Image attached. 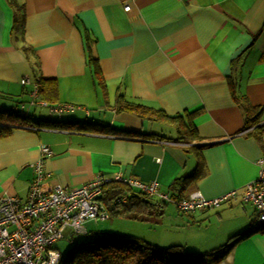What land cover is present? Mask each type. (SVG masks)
<instances>
[{"label":"crops","instance_id":"0c3cea01","mask_svg":"<svg viewBox=\"0 0 264 264\" xmlns=\"http://www.w3.org/2000/svg\"><path fill=\"white\" fill-rule=\"evenodd\" d=\"M14 1L23 21L12 30L15 8L0 0V109L24 103L36 120L93 122L117 132L13 129L0 138V196H26L31 164L39 145H47L53 155L45 161L44 187L120 174L156 180L175 197L236 191L226 203L188 214L166 203L147 237L159 247L203 252L253 224L254 210L241 196L257 177L264 134L257 139L242 130L243 112L231 90L243 94L264 122V0ZM23 77L52 80L54 100L39 98L78 108L61 116L46 109L45 116L38 111L43 107H28L30 86L20 83ZM118 95L169 116L193 113L197 139L176 141L167 122L117 111ZM199 162L203 175L173 184ZM144 221L151 227L150 219ZM219 264H264V230L236 242Z\"/></svg>","mask_w":264,"mask_h":264},{"label":"built area","instance_id":"2783aa9c","mask_svg":"<svg viewBox=\"0 0 264 264\" xmlns=\"http://www.w3.org/2000/svg\"><path fill=\"white\" fill-rule=\"evenodd\" d=\"M128 8L125 5L124 9ZM20 83L30 86L27 91L28 107H43L58 116L78 108L72 103L50 104L40 99L37 83L29 77H23ZM13 110L20 115H28L24 103L16 105ZM52 155L49 146L39 145V155L31 164L32 178L23 199L0 196V264H57L60 252L55 243L58 240L71 234H85L84 223L87 221L97 223L110 218L108 209L100 200L102 186L109 180L171 203L182 214L215 208L236 195L235 190H230L216 197H205L196 190L186 196L175 197L161 191L156 180L141 181L120 174L111 179L99 175L80 186L44 187L47 176L45 161ZM257 165V177L245 185L241 196L254 210L253 224L264 222V155L257 160ZM119 200L123 201V198Z\"/></svg>","mask_w":264,"mask_h":264},{"label":"trees","instance_id":"16d2710c","mask_svg":"<svg viewBox=\"0 0 264 264\" xmlns=\"http://www.w3.org/2000/svg\"><path fill=\"white\" fill-rule=\"evenodd\" d=\"M10 3L16 11L12 26V30H15L22 26L23 17L22 15L18 16L19 7L15 1L10 0ZM23 49L26 51L27 47H23ZM87 56L93 74L99 77L96 58H94L88 46ZM35 81L38 86L39 97L49 102L53 101L56 96L55 83L42 77ZM231 91L233 98L243 112L242 130L247 131L248 135L260 139L264 134V122L260 121V115L256 112L257 108L252 106L243 94L236 93L234 90ZM116 104L117 111H129L142 118L167 122L175 130L174 140L176 141L191 143L198 137L196 128L191 121L193 113L187 112L183 115L169 116L163 110L126 101L122 95L117 96ZM31 126L105 133L117 132V129L93 122L52 120L44 117L36 120L31 118L30 115L18 114L13 110V107L0 109V138L9 136L12 130L17 127ZM122 133L127 132L123 131ZM148 136L155 135L150 134ZM203 173V165L199 162L191 174L177 178L173 184L193 181ZM121 198H123V201L119 200ZM100 200L108 209L110 216L130 213L132 218L144 220L161 217L166 206V203L148 197L114 180H109L103 184ZM259 230H264V222L250 224L249 228L242 233L234 234L223 244L203 252L187 251L181 245L158 247L137 237L96 232L95 235H91L86 240L73 244L65 253H60L57 264H219L236 242ZM72 235H69L66 239L72 241ZM79 235L88 236L89 232Z\"/></svg>","mask_w":264,"mask_h":264},{"label":"rangeland","instance_id":"374dc122","mask_svg":"<svg viewBox=\"0 0 264 264\" xmlns=\"http://www.w3.org/2000/svg\"><path fill=\"white\" fill-rule=\"evenodd\" d=\"M38 111L40 113L42 112L45 116L48 115L47 110L44 108H38ZM39 112H37V114L35 115L38 116L40 114ZM155 219L156 218H150L151 223ZM149 224L150 223L144 221V219L140 220L131 218L130 213H122L119 215L110 216L109 220L99 221L97 223L93 221H87L84 223V227L89 232L88 236L73 234L72 241L66 238L60 239L55 243V247L59 250L60 253L63 254L68 249H70L73 244L86 240L91 235H95L96 232H106L119 236L137 237L159 247V245H156L150 239H147V237L152 238L153 231V223L151 227L149 226Z\"/></svg>","mask_w":264,"mask_h":264}]
</instances>
